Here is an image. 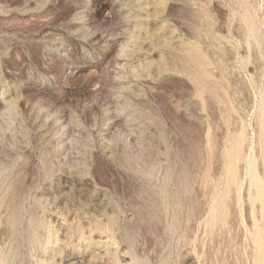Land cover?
<instances>
[{"label": "rangeland", "instance_id": "1", "mask_svg": "<svg viewBox=\"0 0 264 264\" xmlns=\"http://www.w3.org/2000/svg\"><path fill=\"white\" fill-rule=\"evenodd\" d=\"M0 264H264V0H0Z\"/></svg>", "mask_w": 264, "mask_h": 264}, {"label": "bare ground", "instance_id": "2", "mask_svg": "<svg viewBox=\"0 0 264 264\" xmlns=\"http://www.w3.org/2000/svg\"><path fill=\"white\" fill-rule=\"evenodd\" d=\"M130 9H131V8H130ZM130 14H131V13H130ZM4 105H5V104H4ZM7 106H8V105H7ZM7 106H6V107H7ZM98 243H100V242H98ZM102 252H103V251H102ZM75 261H76V260H75ZM80 262H81V260H80Z\"/></svg>", "mask_w": 264, "mask_h": 264}]
</instances>
